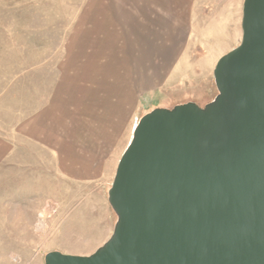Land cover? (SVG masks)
<instances>
[{
    "label": "water",
    "instance_id": "water-1",
    "mask_svg": "<svg viewBox=\"0 0 264 264\" xmlns=\"http://www.w3.org/2000/svg\"><path fill=\"white\" fill-rule=\"evenodd\" d=\"M240 26L212 100L139 117L107 190L108 239L44 264H264V0H243Z\"/></svg>",
    "mask_w": 264,
    "mask_h": 264
},
{
    "label": "crops",
    "instance_id": "crops-1",
    "mask_svg": "<svg viewBox=\"0 0 264 264\" xmlns=\"http://www.w3.org/2000/svg\"><path fill=\"white\" fill-rule=\"evenodd\" d=\"M240 2L73 0L80 9L50 96L46 84L42 92L41 81L33 87L29 74L15 79L16 88L6 95L0 93V177L28 176L23 181H30L32 151L44 150L59 175L91 179L111 152L106 142L122 132L117 117L126 125L138 103L155 100L184 55H223L238 45ZM124 140L123 147L115 148L118 154L128 144ZM19 213V206L0 208V224L16 229Z\"/></svg>",
    "mask_w": 264,
    "mask_h": 264
},
{
    "label": "rangeland",
    "instance_id": "rangeland-1",
    "mask_svg": "<svg viewBox=\"0 0 264 264\" xmlns=\"http://www.w3.org/2000/svg\"><path fill=\"white\" fill-rule=\"evenodd\" d=\"M72 1L0 0V93L6 95L8 90L16 88L15 79L22 80L24 74H29L33 87L41 81L42 92L46 84L50 96L54 79L60 73L55 68L66 56L63 46L73 16L80 9ZM240 5L236 14L241 17ZM221 56L184 55L158 97L150 103H138L136 115L140 117L154 106L169 108L187 101L202 106L212 100L217 93L213 62ZM28 64L31 70L25 71ZM83 73L80 72L82 78ZM135 120L131 117L123 125L125 119L117 117L122 132L106 142L111 152L96 166L89 180L77 181L59 175L52 166V156L44 150L32 151L30 181H23L28 176L16 177L18 180L13 176L0 177V208L20 207L16 229L8 230L0 224V264H44V255L51 250L89 255L108 239L110 226L116 220L107 201L119 151L115 148L125 145L120 141L128 140ZM96 147L102 144L97 142ZM1 218L4 216L0 214V221Z\"/></svg>",
    "mask_w": 264,
    "mask_h": 264
},
{
    "label": "bare ground",
    "instance_id": "bare-ground-1",
    "mask_svg": "<svg viewBox=\"0 0 264 264\" xmlns=\"http://www.w3.org/2000/svg\"><path fill=\"white\" fill-rule=\"evenodd\" d=\"M242 1L243 0H241V2H240V4H242ZM241 6V5H240ZM240 19H241V17H240ZM239 41H240V39H239ZM215 62H216V60H215ZM215 62H213L214 64H215ZM214 64H213V68H214ZM213 70V69H212ZM176 104H179V103H176ZM172 107V106H171ZM154 108H155V106H154ZM152 108H150L149 110H151ZM148 110V111H149ZM135 122H134V124H133V128H134V126L136 125V123H137V121H138V119H139V115H136L135 116ZM133 128H132V130H133ZM132 130H131V132H130V137H129V139H128V142L130 141V139H131V135H132ZM127 142V143H128ZM122 152H123V149L121 150V152H119V154H118V156H117V159L115 160V163H114V168H113V171H112V175L114 174V171H115V167H116V164H117V162H118V160H119V157H120V155L122 154ZM110 181H112V177L110 178ZM111 229H112V226H110V229H109V231H111ZM66 254H72V253H66ZM76 255H79V254H76ZM81 255V254H80Z\"/></svg>",
    "mask_w": 264,
    "mask_h": 264
}]
</instances>
